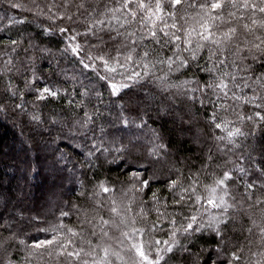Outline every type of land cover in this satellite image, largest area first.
<instances>
[{
  "label": "trees",
  "instance_id": "obj_1",
  "mask_svg": "<svg viewBox=\"0 0 264 264\" xmlns=\"http://www.w3.org/2000/svg\"><path fill=\"white\" fill-rule=\"evenodd\" d=\"M13 2H21L28 8L33 7L32 0H13ZM36 2L43 6L46 0H36ZM88 2L93 6H98L99 11H103L105 5L114 6V0H88ZM189 2L190 0H185L184 7L178 12V18L183 15L185 9L191 14L198 11L197 8H188ZM164 4L166 11L172 10L168 6L167 0H164ZM17 15L20 16L18 19L26 17V21L9 24L8 17H17ZM167 22L171 23V20ZM181 23L183 22L181 21ZM41 25L54 30L43 32ZM61 26H65L64 22H53L44 17L34 18L33 14L28 11L12 9L8 0H0V104L5 105L0 109V212L4 213L5 218L12 222V230L19 233L20 239H23L26 245H31L34 240L50 239L53 235L51 230L55 228L57 233L63 232L64 237L72 240L75 248H83L85 253L88 252L90 248L86 241L92 239L93 244L96 243V239L91 236L93 229L90 225H83V231L77 236H72L67 233L66 229L59 226L62 223L79 231L85 210H87L89 219L97 215L93 210L95 205L94 201L90 199L89 193L95 191L94 185L100 180L108 181L109 186L114 185L115 189L112 193L103 194L100 197L105 206L99 210V215L109 219L111 215L108 211L109 196L116 202L120 200L118 206L121 209L131 206V211L127 215L130 221L131 219L135 220V224L129 222L128 228L120 230L115 227L105 228L113 237L107 242L112 245L114 251L120 253L127 264H133V261L138 258L134 250L130 248V242L125 241L121 248L116 241L121 239V231H127L131 227L147 229L157 222L158 213L151 200L153 191L159 189L158 195L161 200L165 198L168 200L169 207L167 209L163 205L159 206L162 213L180 211L184 216H189L195 208L200 206L185 205L181 209H174L171 205V194L167 190V183L170 179L179 176L187 184L190 175L198 174L197 192L207 196L208 193L204 186H212L224 171H231L233 177L236 178L226 181L230 194L228 199L230 198L231 203L234 202L232 197L235 198V201L245 199L244 184L239 178L241 174L234 166L233 161H237L248 169L247 175L255 179L256 176L253 175V170L249 169L248 163L238 160L246 148L230 151L232 145L228 140L221 141L217 137H227L228 132L234 126L241 128L245 133L244 136L235 137L238 145L252 143L256 139H264V125L253 128L251 122H238L236 115L231 111L217 110L221 117L232 121V124L226 128L215 129L207 119L213 111L211 105L202 106L199 100L191 101L189 96L182 94L184 91L182 88L172 87L165 91L158 87V81L154 77L161 76L168 69L166 65L157 64L149 70L150 74L138 83L125 80L131 84V87L122 90V99L135 100L143 97L146 92H152L157 98L150 109L151 118L146 117L147 122L142 128H137L134 125L125 126L117 119L120 112V101L116 96L111 95L107 82L101 80L100 77L108 75L114 77L116 81H120L130 75L132 71L140 72L143 75L144 69L139 65L130 64L124 69L117 68L115 73H110L105 70L100 61L95 62L97 65L95 69L84 68L79 63L81 58L85 59L87 63L89 54L95 56L107 53L109 58L113 57L115 56L114 45L109 43L108 47L94 48L92 45L98 44L99 41L91 35H81L77 37V42L80 43L82 50L80 56L77 57L70 49L66 50L69 41L65 39V34L58 31ZM86 26L83 15L71 25L76 32L80 33L84 32ZM136 27L133 25L129 30ZM100 35L107 41L106 35L103 33ZM112 35H115V32ZM21 38L24 40L22 48L18 49L16 53L11 52L12 46L8 41ZM29 39L51 50V54L41 55L39 51L34 53L32 49H29L27 55L36 57L37 79L35 80L32 79L31 71H25L32 67L23 51V48H28ZM144 48L155 49L162 55H171L167 48L161 49L150 38L145 39L139 50L142 51ZM201 55L206 57L207 52H202ZM9 57H12V65L6 64ZM149 59H154V56H150ZM120 62H124L123 58ZM199 63L204 65L205 61L200 59ZM110 66H112L111 59ZM9 67L12 68L11 72L7 71ZM17 68H20L19 72L16 70ZM193 71L194 69L183 74L170 73L169 81L174 85L180 84L181 81L189 79L193 75ZM195 75L201 81L210 79L209 74L203 72H196ZM26 77L30 84L28 87L25 86ZM9 81H11L12 91L18 93L15 97H12L9 92ZM43 85H49L54 91L60 90V94L57 97L46 95L44 100H38L37 89ZM190 87H196V85L193 84ZM86 89L88 95L81 96L80 93ZM20 92H23L22 97L19 95ZM97 93L100 94L99 97H97ZM162 94L175 96L179 107L190 109L192 122L190 126L184 125L183 134L174 129L167 117L158 118L156 104ZM195 95L199 97L200 93L197 92ZM204 98L213 101L216 99L211 91ZM80 101L84 103L81 105ZM229 103L232 101L229 100ZM17 104L22 107L17 108L15 106ZM84 111H88L92 116V123L88 124L86 128H81L74 122L82 121ZM243 111L245 114H249L247 108H244ZM125 114L134 116L135 112H126ZM33 116H40L42 122L33 120ZM1 117L4 119L3 123L7 121L6 124H2ZM53 118L56 123L52 122ZM152 129L160 132L164 137L163 142L168 145L165 158L156 163H150L156 158L148 155V148L153 142ZM250 131L254 135H248ZM130 141L135 145L134 148L118 151L121 149V145H129ZM36 144L37 146H35ZM98 149L99 151H97ZM89 151L95 154L90 159L86 157V153ZM61 154L64 156L63 159H60ZM209 155L213 158L211 162L207 159ZM253 156L255 157L257 154L253 153ZM257 163H259L258 158ZM205 165L208 166L205 167ZM134 172L139 173V176L133 177ZM244 179H247V176ZM144 180H148L149 185L141 191ZM39 181L42 183L40 186H38ZM82 192L84 195H81ZM35 193H37L36 197ZM256 195H261V193L257 191ZM73 205L77 207L73 208ZM204 207L209 208L212 213L223 211V209L212 208L206 204ZM141 208L144 209V213H147L146 217L141 212ZM237 208L239 209V205ZM246 210L247 204L240 211L229 209V215L236 217V223L230 226L226 237L228 244L224 251L227 253L235 250L234 246L243 245L244 252L239 264H248L249 248L252 251H259L257 246L259 241L255 230L252 235L243 230L248 227L246 218L242 219ZM62 212H67L69 215L61 216ZM204 218L207 219V216L205 215ZM168 219L171 217L169 216ZM176 220L177 226L183 223L180 216H177ZM0 224H3V220H0ZM170 229L168 220H165L163 223L157 224L154 233L146 231L144 239L147 240L154 235L163 242L169 238ZM95 231L99 233V227ZM4 235L7 233L5 232ZM198 236L202 237L197 243L204 249L203 256L206 258L208 252L217 246L215 239L207 231L198 234ZM139 238L137 235L136 239L139 240ZM248 240H252L253 243L250 245ZM63 243L64 238L62 237L59 244ZM56 247L58 245L48 249L52 252L51 257L48 256L47 251L44 252V260L41 264H82L83 260H91V257L83 254L79 261L69 258L67 255L58 256ZM161 247H163V243H161ZM73 250L72 246L67 249L69 252ZM152 255L154 258V253ZM24 256L25 245L17 244L13 259L17 261V264H21ZM213 258H216L215 254ZM220 259H225V256L221 255ZM112 261L113 264H122L115 257H112ZM174 261L175 258H172L169 260V264H174ZM33 264H36L35 260Z\"/></svg>",
  "mask_w": 264,
  "mask_h": 264
},
{
  "label": "snow or ice",
  "instance_id": "obj_2",
  "mask_svg": "<svg viewBox=\"0 0 264 264\" xmlns=\"http://www.w3.org/2000/svg\"><path fill=\"white\" fill-rule=\"evenodd\" d=\"M171 11L165 10L164 0H114V6H104L103 11H99L98 6H93L88 0H46L41 6L36 0H32L33 7L28 8L21 2H13L8 0L9 6L12 9H21L28 11L35 17H44L53 22H64L65 26L58 28L61 34H65V39L69 41L66 45V50L70 49L77 57L80 56L81 45L77 42V37L84 35H91L96 38L99 43L92 45L94 48L101 46L108 47L109 43L114 45L113 50L115 56L108 57V54L87 56V63L85 59L81 58L79 63L84 68L95 69L97 67L96 61H100L107 72L115 73L117 68L124 69L130 64H136L144 69L143 75L140 72L132 71L123 80L116 81L114 77L108 75L101 76L100 79L107 82L110 93L116 96L120 101V112L117 117L120 123L125 126H135L142 128L146 124V117H150V109L153 103L157 100L152 92H146L143 97L135 100L122 99V90L130 89L131 84L125 82L138 83L150 74V69L157 64L166 65L168 71L161 76L154 77L158 81V87L167 91L172 87L182 88L183 95L189 96L193 102L199 100V103L204 105H211L213 111L207 117L210 125L215 129L226 128L232 121L227 120L219 115L217 110L223 112L231 111L236 115V120L243 123L244 121L251 122L253 128L264 125V0H190L188 8H197L195 14L189 13L186 9L182 16L178 18V12L184 7L185 0H167ZM75 9V11H73ZM86 14V15H85ZM85 16L86 24L83 33L76 32L71 25L76 22L80 16ZM26 17L17 19L14 16L8 17L9 24L24 23ZM171 20V23L167 21ZM181 21L183 23H181ZM137 27L133 30L132 26ZM43 32H52L53 28L44 27L41 25ZM123 29V31H121ZM115 32V35L112 33ZM74 33V34H69ZM103 33L108 37L104 40ZM139 33V34H138ZM146 38H150L161 49L167 48L171 55H162L161 52L155 49L144 48L139 50ZM138 41L140 42L138 44ZM8 43L12 46L11 52L16 53L18 49L22 48L24 40L11 39ZM29 49L35 53L39 51L41 55L51 54V50L34 43L33 40H28V48H23L26 53V59L32 65L30 69L32 79H37L35 70L34 55H27ZM123 50V51H122ZM207 52V56L201 55L202 52ZM154 56V59H149ZM123 58V63H121ZM110 59L112 66H110ZM205 61L204 65L199 63V60ZM6 64L12 65V57H9ZM15 67V65H13ZM193 71V75L189 79H185L180 84H172L169 81V74L176 72L183 74L189 70ZM224 69H228L225 71ZM18 72L20 68L16 69ZM8 72L12 68H7ZM196 72H203L209 74L210 79L201 81L195 75ZM9 92L12 97L18 93L12 91L11 81H9ZM195 84L196 87H190ZM231 85V87H229ZM25 86H30L27 77L25 78ZM66 91V90H65ZM211 91L216 99L205 100V96ZM39 93L38 100H44L47 96L57 97L60 90L53 91L51 88L44 87L37 89ZM199 92L197 97L195 93ZM191 93V95H189ZM19 95L22 97L23 92ZM81 96H87L88 90L80 93ZM97 93V97H99ZM223 100V102H221ZM229 100L232 103H229ZM84 102L80 101L82 105ZM4 104H0V109L4 108ZM17 108L22 105H15ZM79 107V105H78ZM247 108L249 114H245L243 109ZM239 109V110H238ZM135 112L134 116L126 115L125 113ZM156 112L158 118L167 117L174 129L183 134L185 131L184 125H191L192 115L190 109L186 107H179L176 98L173 95L164 96L163 94L156 104ZM187 118V119H186ZM33 120L41 121L40 116H33ZM219 121V122H217ZM42 122V121H41ZM56 123L55 118L52 120ZM92 123V116L88 111H84L81 120L74 122L81 128H86L88 124ZM190 130V127H189ZM103 131V129H101ZM153 142L148 148V155L155 157L156 163L164 159L168 145L163 142L164 137L155 129H152ZM245 133L241 128L232 127L228 132L227 137H217L218 140L227 139L232 145L231 150H239L246 148L238 157V160H243L249 165V169L253 170L252 179L248 176V169L237 161H233L234 166L241 174L239 177L244 184L245 199L229 203L228 184L226 181H231L233 177L231 171H224L223 175L214 181L212 186L205 185L204 189L208 193L207 196L198 194L197 188L199 185V175H190L188 177L189 183L185 184L182 177L170 179L167 183V190L171 194V205L174 209H181L185 205H200L195 208L191 215L184 216L182 212L175 211L173 213H162L160 205L165 209L169 207L167 198L161 200L158 195L159 189L152 192L151 200L154 203L155 210L158 213V220L153 223L150 228H136L131 227L127 231H121V239L116 242L122 248L124 242H130L129 246L134 250L138 259L133 261V264H169V260L175 258L174 264H239L244 252L243 245L234 246L235 250L225 253L224 249L227 247L228 241L226 237L230 226L236 223V217L229 215V209L237 211L243 210L244 205L247 204V210L244 211L242 219L247 220L248 227L243 229L249 235H252L254 230L257 235L259 244L257 245L259 251H252L248 249L250 259L248 264H264V139H256L252 143L237 144L235 137L244 136ZM248 135H254L249 132ZM159 141V143H156ZM135 145L132 141L129 145H121L120 150H131ZM99 151V149L97 150ZM107 151V149H104ZM256 153L257 156H253ZM94 153L89 151L86 153L88 159L94 157ZM64 156L61 154L60 159ZM257 158L259 163H257ZM208 161H212V156H208ZM208 165H205L207 167ZM219 167V165H217ZM133 177H138L139 173H133ZM247 176V179L244 177ZM149 185L148 180L142 182L144 187ZM95 191L89 193L90 199L94 201V211L97 213L91 219L88 218L87 210L84 212V219L81 221V228L79 231L68 227L67 225L59 226L66 229L67 233L72 236L80 235L83 231V225H90L93 229L91 236L96 239H89L86 243L90 250L84 252L83 248H75L73 241L64 237V233H57L53 228L51 231L53 235L50 239L33 241L31 245H26L23 239H20L19 233L12 230V222L5 218V214L0 212V264H17L13 259L14 249L17 244L25 245V256L21 264H41L44 260V252L47 251L49 257L52 252L48 249L54 245L58 256L67 255L69 258H75L79 261L82 254L91 257V260H83L82 264H113L112 257L120 260L122 264H127L118 251H114L112 245L107 241L112 240L113 237L105 230L106 227L117 230L121 228H128L129 222L135 224V220L127 215L131 211V206H126L121 209L115 199L109 196L110 212L109 219H105L103 215H99V210L104 208L100 197L103 194H110L114 191L115 186H109L108 181L100 180L94 185ZM259 191L261 195H256ZM81 195H84L82 192ZM203 201V204H201ZM204 204L210 205L212 208L223 209L222 212L212 213L209 208L204 207ZM239 205V209L237 206ZM73 205V208H76ZM144 213V209L141 208ZM69 213L62 212L61 216H68ZM207 216V219L204 216ZM147 216V213H144ZM171 219H168V217ZM180 216L183 223L177 226L176 217ZM168 220L171 226L168 232V239L161 242L160 239L154 235L149 239H144L145 232L154 233L157 224ZM99 227L100 231L97 233L95 229ZM235 231L234 228H232ZM45 231H48L45 229ZM205 231L212 234L215 239L216 248L209 251L207 257L203 256L204 249L197 243ZM7 235H4V233ZM139 235V240L136 236ZM64 238V243L59 244L60 238ZM83 241V237L81 236ZM163 243V247H161ZM251 245L252 240H248ZM72 246L73 251H67L68 247ZM154 253V258L153 254ZM215 254L216 258H213ZM224 255L225 259H220ZM254 258V259H251Z\"/></svg>",
  "mask_w": 264,
  "mask_h": 264
},
{
  "label": "rangeland",
  "instance_id": "obj_3",
  "mask_svg": "<svg viewBox=\"0 0 264 264\" xmlns=\"http://www.w3.org/2000/svg\"><path fill=\"white\" fill-rule=\"evenodd\" d=\"M18 17H20V16H18L17 15V19H18ZM44 87H48V88H51L53 91H54V89L52 88V87H50L49 85H43V86H41L39 89H42V88H44ZM1 119H2V117H1ZM3 120L4 119H2V124H6L7 123V121H4V123H3ZM35 146H37V144L35 145ZM53 179V178H52ZM42 183L39 181L38 182V186H40ZM50 186V185H49ZM40 190V189H39ZM37 196V193H35V197ZM119 203H120V200H119V202H117V205H119ZM229 203H231V200H230V198H229Z\"/></svg>",
  "mask_w": 264,
  "mask_h": 264
}]
</instances>
